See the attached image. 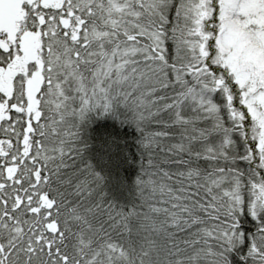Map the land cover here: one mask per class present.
Here are the masks:
<instances>
[{
  "label": "snow or ice",
  "instance_id": "obj_1",
  "mask_svg": "<svg viewBox=\"0 0 264 264\" xmlns=\"http://www.w3.org/2000/svg\"><path fill=\"white\" fill-rule=\"evenodd\" d=\"M0 264H264V0H0Z\"/></svg>",
  "mask_w": 264,
  "mask_h": 264
},
{
  "label": "trees",
  "instance_id": "obj_2",
  "mask_svg": "<svg viewBox=\"0 0 264 264\" xmlns=\"http://www.w3.org/2000/svg\"><path fill=\"white\" fill-rule=\"evenodd\" d=\"M113 188L115 189V185H113ZM116 192H117V194H119V190L118 189H116Z\"/></svg>",
  "mask_w": 264,
  "mask_h": 264
}]
</instances>
